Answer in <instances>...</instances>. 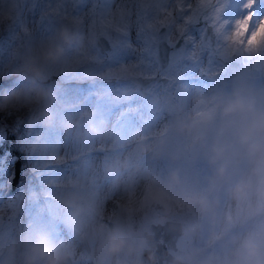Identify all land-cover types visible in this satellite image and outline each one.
Segmentation results:
<instances>
[{
	"label": "rangeland",
	"instance_id": "1",
	"mask_svg": "<svg viewBox=\"0 0 264 264\" xmlns=\"http://www.w3.org/2000/svg\"><path fill=\"white\" fill-rule=\"evenodd\" d=\"M247 2L223 0L227 23L221 34L213 30L211 49L209 37L201 41L203 25L186 29L177 20L182 0H0L1 49L9 47L18 90L32 85L26 57L52 38L59 42L61 29L82 43L66 45L40 83L57 76L58 89L74 78L91 85L78 96H64V87L55 98L43 84L46 98L0 109L25 116L11 123L0 115V146L10 134L18 141L0 160V264H28L25 241L36 230L69 250L68 264H134L142 232L167 220L183 225L173 253L180 261L264 264V238L253 234L264 233V51L236 52L246 69L223 84L210 80L231 56L223 36L235 21L251 12L254 28L264 19V0L251 8ZM161 28L170 46L163 69L152 46ZM99 36L111 51L95 49ZM132 78L152 80L138 92ZM93 122L102 123L99 135L88 131ZM143 184H152L158 198L138 197ZM144 208L149 212L133 224L131 215L122 219L121 209ZM123 223L132 247L113 252L106 239L123 232ZM194 245L208 247L197 262Z\"/></svg>",
	"mask_w": 264,
	"mask_h": 264
},
{
	"label": "clouds",
	"instance_id": "2",
	"mask_svg": "<svg viewBox=\"0 0 264 264\" xmlns=\"http://www.w3.org/2000/svg\"><path fill=\"white\" fill-rule=\"evenodd\" d=\"M58 40L59 42H57V38H52L42 43L35 52L26 57L24 71L30 76L33 83L26 89L9 90L0 97V109L33 99H44L49 95L48 90L40 83L45 79L46 68L58 62L65 55L66 45L82 43V38L74 36L67 29H61ZM259 52L252 51L250 54ZM51 118V114H48L47 119ZM67 126H70V123ZM88 131L91 134L99 135L102 131V123H90ZM67 203L73 209V215H79L80 209L75 206L74 202L70 199ZM25 243L28 264H68L71 253L66 247L59 246L47 231L36 230L29 233ZM125 243L124 238L115 231L106 239L108 249L113 252L120 250Z\"/></svg>",
	"mask_w": 264,
	"mask_h": 264
},
{
	"label": "water",
	"instance_id": "3",
	"mask_svg": "<svg viewBox=\"0 0 264 264\" xmlns=\"http://www.w3.org/2000/svg\"><path fill=\"white\" fill-rule=\"evenodd\" d=\"M209 37L208 43L213 49L214 33L213 29L207 27L202 35V42ZM155 47V61L160 69L168 64L170 46L167 44L166 31L162 28L158 33L157 41L152 44ZM94 47L100 54L111 51L112 47L109 41L100 36L94 40ZM177 45H174V49ZM245 69V65L240 54L234 53L230 59L225 62L224 68L213 74L210 79L216 84H222ZM49 81L56 83L58 77L49 78ZM152 79L132 78L131 81L136 85L138 92H141V86L146 87ZM142 94V93H141ZM143 95V94H142ZM14 190L11 191L12 194ZM183 225L179 221L167 220L164 223H152L142 232L141 238L144 244L135 264H188L180 261L173 253L179 252L177 242L182 234Z\"/></svg>",
	"mask_w": 264,
	"mask_h": 264
},
{
	"label": "snow or ice",
	"instance_id": "4",
	"mask_svg": "<svg viewBox=\"0 0 264 264\" xmlns=\"http://www.w3.org/2000/svg\"><path fill=\"white\" fill-rule=\"evenodd\" d=\"M110 3L111 0H105ZM254 0H248L246 8H251ZM223 0H182V8L177 16L187 29L189 26L203 25L212 28L215 33L221 34L227 21H222ZM190 18V19H186ZM253 14L249 12L243 18L235 21L232 30L223 36L225 55H231L238 51L250 53L252 51H264V19H261L255 27H251ZM207 51V50H206Z\"/></svg>",
	"mask_w": 264,
	"mask_h": 264
},
{
	"label": "trees",
	"instance_id": "5",
	"mask_svg": "<svg viewBox=\"0 0 264 264\" xmlns=\"http://www.w3.org/2000/svg\"><path fill=\"white\" fill-rule=\"evenodd\" d=\"M72 27V26H71ZM179 34V31L178 32H175L174 34H172V38L174 37H177ZM76 35V33H75ZM74 45V44H73ZM71 45V48L72 46ZM73 49V48H72ZM3 51H4V57L8 60L9 59V47L8 46H4L3 47ZM71 52H68V54L66 55L67 56V59L69 58V54ZM16 58H18L16 56ZM82 58V57H81ZM77 59V58H76ZM83 59V58H82ZM19 60V59H18ZM17 59L15 60V63L18 64L20 63ZM78 60V59H77ZM14 64V63H12ZM15 65V64H14ZM10 66L9 68L6 69V72H1L0 74V90L2 89H5V88H8V87H11V86H16L18 84H21L22 81H18L17 78L16 79H8L7 78L12 74V73H15L17 70H16V65L15 66ZM75 82H70V83H67L69 85L67 86H61L59 89H58V86L57 84H54L53 82H46V83H43L48 90H50L51 92L54 90L55 91V98H60L61 95L59 93H62V89L65 87L66 88V91H63L62 94L67 95V94H75V95H80V92L79 90L81 89H85L87 87H90L91 85H85L84 84V81H78L77 78H74ZM24 82V81H23ZM21 109H18V111H14L12 109H9L8 111H5L3 113H0V115L3 116V118L8 122L11 121V123H13L14 121L12 120L14 118V120H16V118H20L19 116L22 115V113H20ZM25 116L22 115L21 118H24ZM10 142L12 143H15V146L18 144V141L16 139H14V134H10L7 139H5L1 146H0V160L1 159H6L8 157V155L12 154L13 151H11V147H10ZM141 150V149H139ZM10 151V153H9ZM2 190H0V196L2 194ZM196 216H197V223L200 221V217H201V210L199 208L198 205H196ZM149 212V209H139L138 211H127L125 209H121L120 210V213H121V216H122V219H124L125 217L131 215L132 216V220H130V223L133 224V222L138 218V217H141L143 214L145 213H148ZM129 221V220H128ZM122 227L124 228L123 232L121 231L119 234L125 239V237H129L128 236V232H129V228H127V224L123 223L122 224ZM125 236V237H124ZM126 244H129V243H126ZM130 245V244H129ZM130 247H132V245H130ZM127 248V246H126ZM129 248V246H128ZM208 250V247L206 248H202L200 249L198 246L194 245V248H193V251H192V254H193V257H195L197 261H199L201 259V257L204 256V252H206Z\"/></svg>",
	"mask_w": 264,
	"mask_h": 264
},
{
	"label": "bare ground",
	"instance_id": "6",
	"mask_svg": "<svg viewBox=\"0 0 264 264\" xmlns=\"http://www.w3.org/2000/svg\"><path fill=\"white\" fill-rule=\"evenodd\" d=\"M123 1L125 2L126 0H111L110 3L116 4L118 2H123ZM137 196L142 198L145 201V200L157 199L158 193H157L156 188L152 184H143L139 186ZM253 234L255 236H258V238H264L263 232H258V233L255 232Z\"/></svg>",
	"mask_w": 264,
	"mask_h": 264
},
{
	"label": "built area",
	"instance_id": "7",
	"mask_svg": "<svg viewBox=\"0 0 264 264\" xmlns=\"http://www.w3.org/2000/svg\"><path fill=\"white\" fill-rule=\"evenodd\" d=\"M7 63L3 61L2 59V53H1V48H0V70H3L7 67ZM32 81V80H31Z\"/></svg>",
	"mask_w": 264,
	"mask_h": 264
}]
</instances>
